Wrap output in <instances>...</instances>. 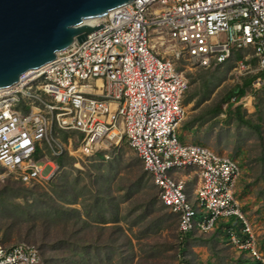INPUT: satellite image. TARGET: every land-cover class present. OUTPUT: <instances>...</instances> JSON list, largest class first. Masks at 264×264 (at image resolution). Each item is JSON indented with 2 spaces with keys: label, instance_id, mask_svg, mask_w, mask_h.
Listing matches in <instances>:
<instances>
[{
  "label": "built area",
  "instance_id": "2783aa9c",
  "mask_svg": "<svg viewBox=\"0 0 264 264\" xmlns=\"http://www.w3.org/2000/svg\"><path fill=\"white\" fill-rule=\"evenodd\" d=\"M93 26L99 28L85 40L0 89V166L25 186L40 184L56 175L53 157L102 152L108 159V151L125 143L159 201L177 215L180 234L208 233L219 219L237 218L245 238L229 231L231 244L264 264L234 196L237 161L179 139L188 81L174 62L183 58L206 68L249 50L235 70H264V0H133ZM250 58L256 59L254 70ZM262 85L257 79L252 90ZM62 133L77 135L76 151L66 148ZM185 170L198 177L191 200L185 180L175 176ZM0 264L41 260L31 244L0 241Z\"/></svg>",
  "mask_w": 264,
  "mask_h": 264
},
{
  "label": "rangeland",
  "instance_id": "374dc122",
  "mask_svg": "<svg viewBox=\"0 0 264 264\" xmlns=\"http://www.w3.org/2000/svg\"><path fill=\"white\" fill-rule=\"evenodd\" d=\"M242 55L244 57L251 56V52L243 51ZM174 62L178 71L183 73L188 81V89L184 98H190L188 103H184L187 117L180 129L183 140L203 144L222 155L234 156L236 161L241 165H247L252 174H255L259 165V161L256 158L264 152V122H262V142H260L253 131L239 125L235 120L225 117L223 114L213 117L209 113V110L215 105H219L229 90L240 85L245 78L259 73V71L238 74L235 70L237 61L234 60L220 67L211 64L206 68L198 67L183 58ZM250 67L254 70L256 68L255 63L252 62ZM210 78H212L210 80L211 83L206 90V80ZM205 92L208 94L204 97L203 93ZM258 92L260 93L255 95L252 100L255 111L257 109L255 104L257 103L264 110V90H259ZM233 103L235 105L239 104V102L235 101ZM221 107L224 110L226 104H222ZM203 115H205V120H199V117ZM246 118L253 122L257 121L255 112L253 114L246 112ZM64 134V137L61 135V140L66 148L76 151L79 145L77 135L75 133ZM179 138L182 141L181 136ZM69 139L70 142L68 141ZM110 151H108L109 158L104 161H99L94 157L67 154L73 160L58 172L54 180H51L56 181L63 174L62 172H65L69 181L77 179L78 186L85 187L88 191L89 189H95L97 175H104L105 180L111 181L109 187L112 190V195L117 197L118 200H122L127 195L128 189L133 186L135 192L132 199L120 203L118 207L120 222L117 224L123 228V232L127 237L123 236L122 233H118L117 235L119 236L117 242L121 244L120 247L124 251V254L127 253L128 247L126 241L128 238L131 239L132 248L136 255L133 264H184L183 261L186 260L190 264H236L235 261L240 255L239 251L233 247L220 245L216 246V253L212 255L207 246L203 244L191 245L192 242H190L182 257H174L177 252L176 246L179 243L176 222L171 227L157 234H151L147 237L142 236L140 233H142V229L145 228L146 223L133 225L136 215L141 212L140 208L135 211L134 209L137 203L149 200L151 192H156V189L152 187L149 176L147 174L145 176L142 175L144 170L140 160L126 144L122 145L119 149H111ZM51 180L40 184L24 185L29 190H32V192H27L25 197L17 195L11 199L12 202L20 206H23L25 202L33 204V201L39 195H44L45 192L51 193L49 187ZM138 181L140 182L138 183ZM19 185L14 176L0 166V193L4 191L5 187L17 188ZM189 185L191 190H193L194 186L192 182ZM83 194L86 199L84 204H86L88 203L89 195L88 192H83ZM0 199L6 202L2 204L3 207H9L6 197L3 198L0 195ZM72 207L80 209L82 212L81 205H74ZM155 210V213L150 216L151 218L157 215L160 216L165 212L168 213L167 210L160 209V204L158 203L155 204ZM18 212L19 214L14 219L9 216L11 213L0 211V238L7 246L17 243H29L39 248L42 242L45 241V238L52 240L55 237L61 236V225L58 227L51 226L49 230L45 231V216H41L42 214L31 212L24 215L21 209ZM105 226H111V224ZM252 227L256 235V232L261 231L262 225L257 221L252 224ZM94 232L95 230H93L92 235ZM103 232L104 235H102L101 240L107 238L110 230L106 229ZM262 233V235L261 233L259 234L261 236H256L257 243L263 239L264 232ZM202 237L205 239L208 238V235H202ZM65 250L67 251V249ZM260 252L264 257V250H260Z\"/></svg>",
  "mask_w": 264,
  "mask_h": 264
},
{
  "label": "trees",
  "instance_id": "16d2710c",
  "mask_svg": "<svg viewBox=\"0 0 264 264\" xmlns=\"http://www.w3.org/2000/svg\"><path fill=\"white\" fill-rule=\"evenodd\" d=\"M243 51L249 50L234 51L224 63L213 65L220 67L233 60L239 61L244 57L242 55ZM251 62L255 63L256 59L252 60ZM211 79L212 78L206 80V90L211 83ZM257 79L262 80L263 85L260 89L253 93L254 98L255 95L260 93L258 92L259 90H264V71H259V73H255L245 78L240 85H237L235 88L229 90L222 98V101L219 103V105H215L211 110H209V113L212 114L213 117L223 114L225 117L232 118L239 125L253 131L257 135L258 140L262 142L261 128L263 124L262 122H264L263 108L258 105V103L255 104V107L257 108L255 111L257 121L253 122L246 118V110L243 108L241 103L237 105L233 103L234 101L240 102V100L251 91L252 83ZM203 94L205 97L208 93L205 92ZM189 100L190 98H183V104L188 103ZM222 104H226L224 110H222ZM204 118L205 115L199 117V120L204 121ZM64 136L65 134L62 133V137ZM198 145L207 147L203 144ZM91 157H94L99 161L105 160L104 153L102 152L96 153ZM230 158L236 160L234 156H230ZM52 160L57 166L56 175L53 178L54 180L58 172H60L67 163L72 161L73 158L69 157L67 154H62L58 157H53ZM256 160L259 161L256 171H258L260 175L259 177H261V173L264 171V152L261 153L259 157L256 158ZM62 173L63 174L60 175L56 181L51 180L49 183L51 193L45 192L44 195H39L36 197L37 199L35 198L33 204L25 202L23 206H20L17 203L12 202L11 199L15 198L17 195L25 197L27 192H32V190H29L19 181L18 182L21 186L19 185L17 188L5 187L4 191L1 192L0 195H2L3 198H7L6 200L9 202V207H3L2 204L6 202L0 199V211L11 213L9 216L14 219L15 216L19 214V209L24 212V215L25 213L30 214L31 212L42 214L41 216H45V231L49 230L51 226H62L61 236L55 237L52 240L45 238V241L42 242L41 247H36L40 256L41 264H133V260L135 259L136 255L132 248L131 239L128 238L126 241L128 244L126 254H124V251L121 249V244L117 242L119 237L117 236L118 233H122V235L125 236L123 228L120 225H117L120 222V219L118 218V207L120 203L132 199V196L135 192L133 186L128 189L127 195L124 196L122 200H118L117 197L112 195V190L109 187L111 181L105 180L104 175H97V179L95 180V189H89L87 191L85 187L78 186L77 179L69 181L67 173ZM146 174L147 173L145 171L142 173L143 176ZM149 178L151 181L150 176ZM257 178H255L253 182H256ZM139 182L140 181H138V183ZM152 187L156 189V192H151L150 199L143 203H137L134 209L135 211L140 208L141 212L136 215L133 225L136 226L143 222L146 223L145 228L142 229V233H140L142 236L146 237L151 234H157L158 232L171 227V225L175 222L177 225L178 221L177 215L172 213L159 201L158 190L153 185V183ZM83 192H88L89 195L88 203L86 204H84L86 199ZM184 192L188 200H191V187L185 185ZM258 194L262 199L260 211L264 212V186ZM157 203L160 204V209H165L168 211V213L165 212L160 216L157 215L151 218L150 216L156 211L155 204ZM74 205H81L82 212L80 209L72 207ZM17 209L18 211H16ZM199 215L200 213L197 214V217ZM107 224H111V226H105ZM106 229L110 230V234L107 236V238L101 240L102 235H104L103 231ZM93 230H95V232L92 235ZM229 231L235 232V234L241 239L245 238L241 232V221L234 217L219 219L216 222L214 229L208 233H201L197 229H194L190 233L182 235L177 230L179 243L176 246L177 252L175 253L174 257H182V255L186 252L190 242H192L191 245L203 244L207 246L212 255L216 253L217 245L233 247L229 240ZM113 234L115 235L113 236ZM202 235H208V238L204 239ZM0 241L2 244L6 245L1 240V238ZM259 243L260 244L257 243L259 251L264 250V237L259 241ZM233 248L238 250L235 247ZM65 249H67V251ZM238 251L240 255L235 261L236 264H262L260 261L253 258L248 251ZM183 263L190 264L187 260L183 261Z\"/></svg>",
  "mask_w": 264,
  "mask_h": 264
},
{
  "label": "water",
  "instance_id": "95a60500",
  "mask_svg": "<svg viewBox=\"0 0 264 264\" xmlns=\"http://www.w3.org/2000/svg\"><path fill=\"white\" fill-rule=\"evenodd\" d=\"M133 0H0V89L96 31L85 23Z\"/></svg>",
  "mask_w": 264,
  "mask_h": 264
},
{
  "label": "crops",
  "instance_id": "0c3cea01",
  "mask_svg": "<svg viewBox=\"0 0 264 264\" xmlns=\"http://www.w3.org/2000/svg\"><path fill=\"white\" fill-rule=\"evenodd\" d=\"M252 60H255V59L250 58L248 60V63L250 65L252 63L251 62ZM256 65H257V63L255 62V66ZM262 71H264V70H262ZM254 92L255 91H253L251 88V91L249 93H247L239 102L242 104L243 108L246 110V112L248 114H253L255 112L254 105L252 103V100L254 99L253 98ZM180 129H181V127L179 128L178 134H179V137L181 136V138H182V143L197 144L198 145V143L187 142V141L183 140ZM124 144L125 143H123L122 145H124ZM122 145H121V147H122ZM224 156H229V155H224ZM238 164L241 168V176L237 181L234 196H235V199L239 205V208L241 209V211L243 212L245 217L249 220V222L254 224L255 222L258 221V223H260L262 225V228L260 229L261 231L256 232V236H261L263 234L262 232H264V212L260 211V208L262 206L261 205L262 199L260 198L258 193L264 186V171H262L261 177H259L260 175H259L258 171H255L256 173L252 174V172L247 167V165H245V164L241 165L239 162H238ZM175 176L176 177L179 176L180 178H183L185 180V185H187V186H190L189 184L192 182L194 189L196 188L197 183H198V177L192 172V170H185V171H183L180 174L175 175ZM257 177H259V178H257ZM255 178H257V181L253 182V180ZM151 182H152V180H151ZM193 190H192V198H193ZM254 218H256V219H254ZM256 225H258V224H256ZM256 225H254V226L257 227ZM260 233H261V235H259ZM256 244H257V238H256ZM258 244H257V247H258Z\"/></svg>",
  "mask_w": 264,
  "mask_h": 264
},
{
  "label": "bare ground",
  "instance_id": "6f19581e",
  "mask_svg": "<svg viewBox=\"0 0 264 264\" xmlns=\"http://www.w3.org/2000/svg\"><path fill=\"white\" fill-rule=\"evenodd\" d=\"M99 19L100 18H95V19H92V20H87V21H85V23L88 24V25L93 26V25H95L99 21Z\"/></svg>",
  "mask_w": 264,
  "mask_h": 264
}]
</instances>
